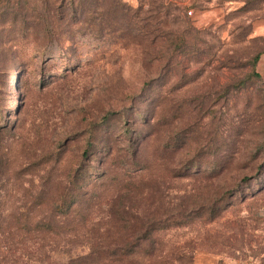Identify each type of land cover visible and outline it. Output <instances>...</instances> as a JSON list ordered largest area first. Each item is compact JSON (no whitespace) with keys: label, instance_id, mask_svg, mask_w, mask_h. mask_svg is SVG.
<instances>
[{"label":"rangeland","instance_id":"rangeland-1","mask_svg":"<svg viewBox=\"0 0 264 264\" xmlns=\"http://www.w3.org/2000/svg\"><path fill=\"white\" fill-rule=\"evenodd\" d=\"M0 264H264V0H0Z\"/></svg>","mask_w":264,"mask_h":264},{"label":"trees","instance_id":"trees-1","mask_svg":"<svg viewBox=\"0 0 264 264\" xmlns=\"http://www.w3.org/2000/svg\"><path fill=\"white\" fill-rule=\"evenodd\" d=\"M54 13H55V14H53V15L59 17L63 12H61V11H60V7H58L57 10H55ZM258 59H259V55L255 56L254 61L256 62V61H258ZM42 222H43V221L40 220V221H38V222L36 223L35 228H34L36 233H43L45 230H48V229H45V228H44V223H42Z\"/></svg>","mask_w":264,"mask_h":264}]
</instances>
